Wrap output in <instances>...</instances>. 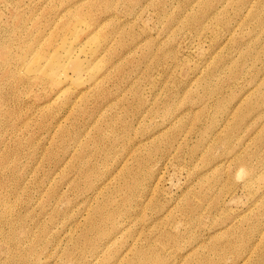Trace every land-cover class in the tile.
I'll list each match as a JSON object with an SVG mask.
<instances>
[{"label": "rangeland", "instance_id": "rangeland-1", "mask_svg": "<svg viewBox=\"0 0 264 264\" xmlns=\"http://www.w3.org/2000/svg\"><path fill=\"white\" fill-rule=\"evenodd\" d=\"M0 264H264V0H0Z\"/></svg>", "mask_w": 264, "mask_h": 264}, {"label": "bare ground", "instance_id": "bare-ground-1", "mask_svg": "<svg viewBox=\"0 0 264 264\" xmlns=\"http://www.w3.org/2000/svg\"><path fill=\"white\" fill-rule=\"evenodd\" d=\"M72 36V35H71ZM70 37V36H69ZM77 44V43H76ZM64 45V44H63ZM64 47V46H63ZM64 52H66V51H64ZM75 53V52H74ZM66 55H67V53H65ZM65 56V55H64ZM85 56V55H84ZM62 57V56H61ZM67 59V58H66ZM68 59H70V60H74L75 59V56H73V55H70L69 56V58ZM62 60V59H61ZM55 62H58V61H55ZM58 63H60V62H58ZM57 63V64H58ZM56 64V65H57ZM54 65V64H53ZM63 65V63H61V66ZM58 66V65H57ZM65 66L66 65H63V69H65ZM55 67V66H54ZM56 68V67H55ZM58 68V67H57ZM59 68H60V66H59ZM88 68V65H87V63L84 61V60H81V59H75L74 60V62H73V70H74V72H77V73H82L83 71H85L86 69ZM47 69V68H46ZM50 69V68H49ZM91 69V68H90ZM59 70H61V68L60 69H58V71ZM57 71V72H58ZM53 72H55V70H53ZM47 73V72H46ZM49 73V72H48ZM57 74V73H56ZM48 75V74H47ZM55 75V74H54ZM51 76V75H50ZM56 76V75H55ZM55 76H54V78H55ZM82 76V75H81ZM45 77H46V74H45ZM63 78V77H62ZM49 79H50V77H49ZM57 84V83H56ZM59 84V83H58ZM72 88V87H71ZM66 89V88H65ZM60 91V90H59Z\"/></svg>", "mask_w": 264, "mask_h": 264}]
</instances>
